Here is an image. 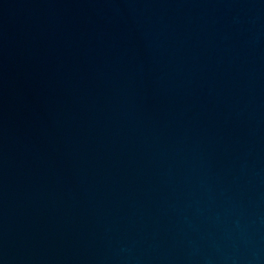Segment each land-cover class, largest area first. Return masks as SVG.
<instances>
[{"label": "water", "instance_id": "95a60500", "mask_svg": "<svg viewBox=\"0 0 264 264\" xmlns=\"http://www.w3.org/2000/svg\"><path fill=\"white\" fill-rule=\"evenodd\" d=\"M0 264H264V0H0Z\"/></svg>", "mask_w": 264, "mask_h": 264}]
</instances>
